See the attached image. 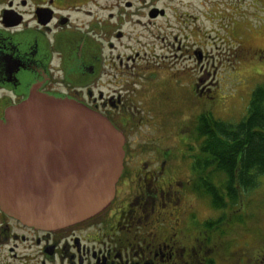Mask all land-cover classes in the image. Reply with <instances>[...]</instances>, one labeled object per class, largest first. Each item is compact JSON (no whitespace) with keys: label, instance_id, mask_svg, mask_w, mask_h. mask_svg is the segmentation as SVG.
<instances>
[{"label":"flooded vegetation","instance_id":"obj_1","mask_svg":"<svg viewBox=\"0 0 264 264\" xmlns=\"http://www.w3.org/2000/svg\"><path fill=\"white\" fill-rule=\"evenodd\" d=\"M203 1L0 0V121L38 93L91 107L125 139L115 198L91 220L48 232L28 228L0 210V264H233L229 244L221 257L212 247L218 225L203 221L197 208L208 195L196 165L202 154L199 131L189 129L188 146L180 137L188 153L179 155L167 143L163 122L131 114L135 98L148 89L136 90L140 79L170 94V84L195 77L185 84V89L190 86L184 99L195 104L196 116L203 115L204 96L214 99L211 90L204 95L198 28L191 33H198L200 46L187 49V36L173 33L175 44L166 54L148 59L150 40L160 39L162 29L177 24L180 31L193 22L188 11ZM188 58L193 59L190 70V60L180 65ZM239 261L235 264H243Z\"/></svg>","mask_w":264,"mask_h":264},{"label":"rangeland","instance_id":"obj_2","mask_svg":"<svg viewBox=\"0 0 264 264\" xmlns=\"http://www.w3.org/2000/svg\"><path fill=\"white\" fill-rule=\"evenodd\" d=\"M188 12L194 14L193 22H186L180 31L176 29L177 24L174 28L162 29L158 33L160 39L150 40L152 44L148 47V59L160 53L166 54L165 49L170 44H175L174 34L180 32L181 38L185 39L184 36H187V49L200 46L198 33H191L198 28L201 31L203 51L204 95L211 90L210 94L214 97L210 101L205 98L209 95L204 96L203 115L210 114L227 124H238L248 114L253 92L264 87V0H204L195 4ZM143 40L146 42V38ZM122 44L119 49L123 53L127 40ZM151 48L156 52H152ZM187 61L189 66L186 64V69L190 70L193 59H185L180 65L182 67ZM111 69L109 67L107 72L113 75ZM189 74L199 76L200 73L191 71ZM193 78L186 79L185 76L182 77V83L170 84V94L158 90L157 83L152 84V81L140 79V84H136L138 92L142 85H146L148 89L143 95L135 98L136 109L131 114L163 122L169 130L167 143L171 149L179 150V155L181 151H188L182 148L181 143L189 145V129L197 130L199 126L196 125V118L199 119L200 125L199 117H202L195 115V104H190V101L184 99V92L190 86L185 89V84L192 82ZM199 138L202 152L204 139ZM241 192L236 210H233L232 206L226 210L216 209L209 195L203 197L202 205L197 204V208L203 221L212 223V227L218 225L215 233L217 238L212 247L218 251L220 257L226 255L229 244L232 252L231 263L235 264L239 259V263L243 264H264V177L258 178L257 185L248 192ZM205 199H208V202Z\"/></svg>","mask_w":264,"mask_h":264},{"label":"water","instance_id":"obj_3","mask_svg":"<svg viewBox=\"0 0 264 264\" xmlns=\"http://www.w3.org/2000/svg\"><path fill=\"white\" fill-rule=\"evenodd\" d=\"M124 145L90 107L31 94L0 121V210L48 232L91 220L115 198Z\"/></svg>","mask_w":264,"mask_h":264},{"label":"trees","instance_id":"obj_4","mask_svg":"<svg viewBox=\"0 0 264 264\" xmlns=\"http://www.w3.org/2000/svg\"><path fill=\"white\" fill-rule=\"evenodd\" d=\"M197 130L204 139L203 155L196 157L203 192L216 209L236 210L241 191L248 192L264 177V87L253 92L248 114L238 124L204 114Z\"/></svg>","mask_w":264,"mask_h":264}]
</instances>
